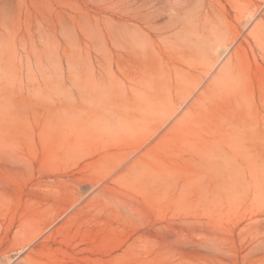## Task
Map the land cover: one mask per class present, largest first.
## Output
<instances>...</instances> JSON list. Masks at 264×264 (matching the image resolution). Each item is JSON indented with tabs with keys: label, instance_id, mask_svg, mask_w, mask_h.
I'll return each mask as SVG.
<instances>
[{
	"label": "rangeland",
	"instance_id": "374dc122",
	"mask_svg": "<svg viewBox=\"0 0 264 264\" xmlns=\"http://www.w3.org/2000/svg\"><path fill=\"white\" fill-rule=\"evenodd\" d=\"M104 1L0 0V264H264V4L137 63Z\"/></svg>",
	"mask_w": 264,
	"mask_h": 264
},
{
	"label": "bare ground",
	"instance_id": "6f19581e",
	"mask_svg": "<svg viewBox=\"0 0 264 264\" xmlns=\"http://www.w3.org/2000/svg\"><path fill=\"white\" fill-rule=\"evenodd\" d=\"M107 1H104V3H108ZM128 1V8L124 7L126 10H123L124 8L122 9L123 11L120 10L119 12L121 13L119 15V21L115 22L116 24L113 23L116 27H111L109 25L110 29L108 28L109 26L106 28L109 30V33L107 34H109V37L111 38L109 39L116 47L118 56L122 59L126 56H129L130 61L133 59V61L137 63L142 62L149 55V53H151V45L154 44L156 40H166L169 37L168 34L172 31L177 30L175 34H178L181 30L185 29L186 34L190 35L189 41H191V39H193L191 37V33L198 35V28L200 25L206 29L212 23V21L209 19L208 11H203L205 6H203V10L201 9L199 13L193 11V0H180V2L176 4H174L173 0ZM113 4L116 5L117 2L116 4ZM263 4L264 0H253L246 9H243L242 7V11H238L239 15H237V17L239 16L240 21L247 23L252 17L260 13ZM122 5L120 4V8H122ZM238 8L240 9V7ZM189 10H191V12L193 11L192 13L190 12V17H183L182 14H186V11ZM111 21L113 22V20ZM262 26L263 23L259 22L255 25L254 30H258ZM212 28L213 27L211 26L207 30V34L205 36L206 38L211 36ZM205 37L203 36L204 41L206 40ZM216 38L217 34L215 35V39L211 38L208 41H217ZM197 41H195V43ZM107 51L106 53L109 52ZM108 55L110 57L111 51ZM104 56L106 55L104 54ZM125 60L127 61L128 58ZM227 72H229L228 68L225 70V74ZM224 79L225 78L223 76L218 77L215 81V85H218L220 80Z\"/></svg>",
	"mask_w": 264,
	"mask_h": 264
}]
</instances>
